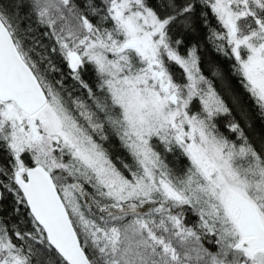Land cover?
I'll return each mask as SVG.
<instances>
[{"label":"snow or ice","instance_id":"1","mask_svg":"<svg viewBox=\"0 0 264 264\" xmlns=\"http://www.w3.org/2000/svg\"><path fill=\"white\" fill-rule=\"evenodd\" d=\"M0 264H264V0H0Z\"/></svg>","mask_w":264,"mask_h":264},{"label":"trees","instance_id":"2","mask_svg":"<svg viewBox=\"0 0 264 264\" xmlns=\"http://www.w3.org/2000/svg\"><path fill=\"white\" fill-rule=\"evenodd\" d=\"M211 55H212V58L215 59L216 62L219 64V66L224 70V73L227 76L228 81L232 85V87L235 90L239 91L242 95H244L243 94V90L240 89L236 78L231 76L230 73H229V68H230L229 62L227 60H225L224 58H222V57H216L215 54H211ZM69 84H71V81H69ZM218 87H219V84H218ZM244 99L249 105L251 104V102L247 100V96L246 95H244Z\"/></svg>","mask_w":264,"mask_h":264}]
</instances>
